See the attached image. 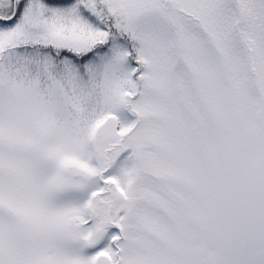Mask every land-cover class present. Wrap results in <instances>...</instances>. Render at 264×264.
I'll return each mask as SVG.
<instances>
[{
	"label": "snow or ice",
	"instance_id": "obj_1",
	"mask_svg": "<svg viewBox=\"0 0 264 264\" xmlns=\"http://www.w3.org/2000/svg\"><path fill=\"white\" fill-rule=\"evenodd\" d=\"M0 264H264V0H0Z\"/></svg>",
	"mask_w": 264,
	"mask_h": 264
}]
</instances>
